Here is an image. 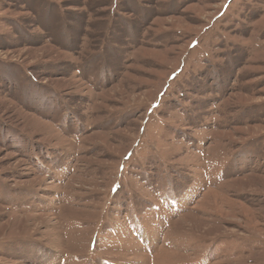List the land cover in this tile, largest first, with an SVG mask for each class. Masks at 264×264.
I'll return each mask as SVG.
<instances>
[{
	"label": "rangeland",
	"instance_id": "obj_1",
	"mask_svg": "<svg viewBox=\"0 0 264 264\" xmlns=\"http://www.w3.org/2000/svg\"><path fill=\"white\" fill-rule=\"evenodd\" d=\"M0 264H264V0H0Z\"/></svg>",
	"mask_w": 264,
	"mask_h": 264
}]
</instances>
